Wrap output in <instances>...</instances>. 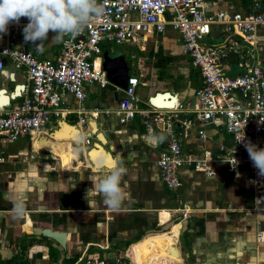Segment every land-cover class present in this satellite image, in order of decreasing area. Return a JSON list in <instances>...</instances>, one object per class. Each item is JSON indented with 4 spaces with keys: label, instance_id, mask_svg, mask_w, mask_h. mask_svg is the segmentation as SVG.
<instances>
[{
    "label": "crops",
    "instance_id": "crops-1",
    "mask_svg": "<svg viewBox=\"0 0 264 264\" xmlns=\"http://www.w3.org/2000/svg\"><path fill=\"white\" fill-rule=\"evenodd\" d=\"M203 1L207 15L264 13V0ZM53 35L50 31L43 51L38 52L23 33L10 28L0 36V46L23 47L38 58L54 59L62 40L53 41ZM225 39V26L216 23L203 41L210 45ZM256 40L255 56L249 63H257L264 72V29L256 31ZM117 46L129 76L139 78L141 88L136 92L141 108H150L147 101L153 105L151 97L156 93L193 104L200 75L183 53L175 30L166 26L160 33H147ZM239 60L235 53L223 58V73L240 74ZM29 85L25 69L4 58L0 96L9 98H1L0 108L19 102ZM84 90V113L77 112L76 100L64 94L60 115L44 129L15 141L0 140V264H73L82 255L92 254L109 259L122 255V264H264V186L255 189L245 166L228 170L219 145L227 147L231 139L222 119L208 124L191 120L181 140L182 154L204 159L205 169L195 170L193 163L183 166L181 186L168 190L156 163L161 149L157 140L165 124L157 122L148 134L144 115L119 123L114 110L123 96L120 89L113 84L85 83ZM80 117L85 118L84 124ZM59 127L63 139L50 135ZM73 128L80 138L88 136V145L70 139ZM200 129L204 138L198 134ZM260 138L264 141V132ZM117 155L127 169L121 178L126 198L112 209L89 177L105 174L107 161ZM18 196L26 199L27 214L22 219L12 212V201ZM185 209L188 214L183 217ZM170 221L174 222L166 231H158ZM34 228L64 232L63 251L52 246L56 243L52 239L34 236ZM150 238L154 244L146 243Z\"/></svg>",
    "mask_w": 264,
    "mask_h": 264
},
{
    "label": "built area",
    "instance_id": "built-area-1",
    "mask_svg": "<svg viewBox=\"0 0 264 264\" xmlns=\"http://www.w3.org/2000/svg\"><path fill=\"white\" fill-rule=\"evenodd\" d=\"M104 6V13L93 18L77 36L65 35L54 59L38 58L25 48L0 46V69L4 58L23 67L30 83L23 90L22 99L10 107L0 108V140L15 141L35 131L44 129L51 118L60 115L62 96L71 95L77 102L76 111L84 113L85 83H97L101 87L111 84L102 68V44L121 45L147 33H160L166 26L179 34L183 53L200 75V84L194 89L193 104L177 101L172 106L152 105L141 108L136 88L140 84L136 76H128L127 87L122 90V100L114 112L119 123L132 120L136 114L144 115L146 132L151 134L154 125L162 121L163 139L157 157L158 173L168 190L181 186L180 169L193 163L195 170H204V159L192 160L182 154L181 140L191 120L208 124L222 119L231 143L219 147L225 155L222 160L228 170L245 166L256 190L264 186V177L258 175L245 143L251 142L264 148L260 135L264 132V72L253 59L256 47V31L264 29V13L246 16L240 13L217 11L205 13L203 0H97ZM260 8L258 3L254 4ZM29 21L20 19L10 23L8 29L23 33ZM223 24L227 39L219 44H206L203 38L209 34L212 24ZM242 42L248 49L243 50ZM235 53L242 72L227 76L221 61ZM118 90L119 88L114 85ZM171 100V99H168ZM167 100V101H168ZM172 101V100H171ZM151 111H156L150 114ZM79 122L84 124L85 118ZM198 134L204 138L203 130ZM243 140L242 142H240ZM85 134L77 143L88 145ZM206 172V171H205ZM211 172L208 171V174ZM187 209L182 212L186 217ZM262 237V232L257 233ZM73 264H122V255L105 258L95 254L81 256Z\"/></svg>",
    "mask_w": 264,
    "mask_h": 264
},
{
    "label": "clouds",
    "instance_id": "clouds-1",
    "mask_svg": "<svg viewBox=\"0 0 264 264\" xmlns=\"http://www.w3.org/2000/svg\"><path fill=\"white\" fill-rule=\"evenodd\" d=\"M103 13L104 6L97 0H0V36L8 32L10 23H19L22 17H26L29 22L23 28L24 39L35 45L38 52H42L43 42L48 40L50 31L54 33L53 41L62 40L65 35L75 37L90 20L99 18ZM158 139L162 140L163 137ZM245 147L254 167L258 169V175L264 177V148L250 141L245 143ZM107 167L105 174L89 179L104 197V204L117 209L126 198L121 178L127 169L119 155L110 158ZM12 204L14 216L24 218L27 214L26 199L18 196Z\"/></svg>",
    "mask_w": 264,
    "mask_h": 264
},
{
    "label": "water",
    "instance_id": "water-1",
    "mask_svg": "<svg viewBox=\"0 0 264 264\" xmlns=\"http://www.w3.org/2000/svg\"><path fill=\"white\" fill-rule=\"evenodd\" d=\"M102 68L106 72V77L108 81L117 86L121 91L126 89L127 87V79H128V66L126 64V61L124 59V55L122 54H115L113 56L109 55L107 50H104L102 52ZM118 94V91L115 92ZM159 95H169L168 93L164 94H157L155 97H151V102L156 105V102L154 100L159 96ZM122 100V97H120L119 102ZM173 100V97L171 98ZM171 100H168L167 103H171ZM164 102V101H163ZM51 123V122H49ZM48 123V124H49ZM47 124V125H48ZM65 122L62 121L61 125H64ZM72 127V126H71ZM61 128L59 127L58 129L53 130L50 135L53 137L63 139V135L60 133ZM74 134H72L70 139L73 140H78L80 141L81 138L76 135V128H73ZM99 137L101 138L100 134ZM92 156V154L90 155ZM174 221H170L169 223L162 225L161 228L158 230L159 232L166 231L171 224H173ZM32 234L36 236L37 238H40L41 236H44L48 239H52L56 243L52 244L53 247L57 248L59 251H63L65 248V239H66V234L64 232L56 231V230H51L47 228H34L32 229ZM10 257V256H8Z\"/></svg>",
    "mask_w": 264,
    "mask_h": 264
},
{
    "label": "bare ground",
    "instance_id": "bare-ground-1",
    "mask_svg": "<svg viewBox=\"0 0 264 264\" xmlns=\"http://www.w3.org/2000/svg\"><path fill=\"white\" fill-rule=\"evenodd\" d=\"M17 92H18V89H17ZM3 97H5V98H9V97L6 96V95H2V96H0V98H3ZM168 97H169V95H165V96H160V95H159V96L154 100V102H156V105H158V106H172V105L174 104V102H175V98H173V100L171 101V103H167ZM163 101H164V102H163ZM5 104H6V103H5ZM0 105H2V104H0ZM146 243H148V244H154V239L150 238L149 240H147Z\"/></svg>",
    "mask_w": 264,
    "mask_h": 264
},
{
    "label": "rangeland",
    "instance_id": "rangeland-1",
    "mask_svg": "<svg viewBox=\"0 0 264 264\" xmlns=\"http://www.w3.org/2000/svg\"><path fill=\"white\" fill-rule=\"evenodd\" d=\"M106 46L108 48L109 55L113 56V55L119 53L117 45H108V44H106ZM127 60L130 61L129 58H127ZM130 71L133 74V71H134V67L133 66L130 67ZM139 88H141V86L137 87V89H139ZM143 88L147 90V87H143ZM162 94H164V93H162ZM156 95H157V93L153 97H155ZM0 101H1V98H0Z\"/></svg>",
    "mask_w": 264,
    "mask_h": 264
},
{
    "label": "trees",
    "instance_id": "trees-1",
    "mask_svg": "<svg viewBox=\"0 0 264 264\" xmlns=\"http://www.w3.org/2000/svg\"><path fill=\"white\" fill-rule=\"evenodd\" d=\"M101 48H102V52H103L104 50H107V51H108V48H107L106 44H102ZM25 237L30 238L29 236H26V235H25ZM138 239H139V238H138ZM138 239H136V240H138ZM22 251H23V248H22V246H20V254H22ZM74 261H75V260H72L71 262L73 263Z\"/></svg>",
    "mask_w": 264,
    "mask_h": 264
}]
</instances>
